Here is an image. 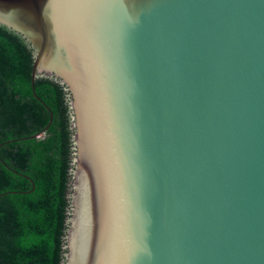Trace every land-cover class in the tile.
<instances>
[{"label":"water","instance_id":"water-1","mask_svg":"<svg viewBox=\"0 0 264 264\" xmlns=\"http://www.w3.org/2000/svg\"><path fill=\"white\" fill-rule=\"evenodd\" d=\"M0 24L66 92L61 264H264V0H0Z\"/></svg>","mask_w":264,"mask_h":264},{"label":"trees","instance_id":"trees-1","mask_svg":"<svg viewBox=\"0 0 264 264\" xmlns=\"http://www.w3.org/2000/svg\"><path fill=\"white\" fill-rule=\"evenodd\" d=\"M32 65L29 44L0 24V264L63 258L70 110L59 82L38 77L33 88Z\"/></svg>","mask_w":264,"mask_h":264}]
</instances>
